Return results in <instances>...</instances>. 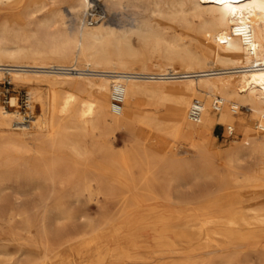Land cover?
<instances>
[{"label":"bare ground","instance_id":"bare-ground-1","mask_svg":"<svg viewBox=\"0 0 264 264\" xmlns=\"http://www.w3.org/2000/svg\"><path fill=\"white\" fill-rule=\"evenodd\" d=\"M11 1L0 0V6ZM92 1L28 0L17 18L0 20V32L14 24L24 32V39L33 37L27 30L34 28L53 31L46 35L48 43L25 47L10 40L12 45L0 46V78L34 80L47 89L45 95L37 89L29 91V99L33 96L40 106L30 123L25 124L16 111L0 108V193L13 180L17 186L23 182L34 190L44 206L61 208L82 197L84 203H95L110 194L108 171L115 175L114 183L123 186L126 181L120 174L137 158L143 165L154 162L166 173L177 175L190 162L178 157L177 146L169 138L203 155L214 123L225 124L226 130L236 124L241 140L228 143L218 153L226 155L231 167L244 157L255 156L250 168L220 175L215 193L196 201L176 198L174 206L155 205L160 197L139 184V199L151 205L143 209L145 203L130 198L118 221H105L107 264H146L144 260L163 254L177 255L167 264H214L215 259L218 264H231L234 258L242 264L238 255L245 249L255 253L254 264H264V131L253 130L244 117L235 118L229 112L238 105L248 106L250 118L256 119L254 128L256 123L264 127V0H104L111 6L146 2L147 14L121 30L103 22L85 25L82 16ZM58 3H65L69 18L75 19L70 30ZM175 26L193 35L183 36ZM202 38L221 52L206 47ZM155 57L160 61L155 62ZM116 83L122 85L118 114L110 110ZM145 95L164 108L143 107L147 105L141 101ZM192 98L202 102L197 122L187 117ZM215 98L221 106L213 112ZM15 99L10 97L11 106ZM119 127L128 131L131 144L113 151L105 138ZM86 135L103 154L98 164H90L91 151L83 144ZM65 149L75 159L63 165ZM63 182L66 190L61 187ZM168 199L164 196V201ZM14 203L20 206L22 201ZM126 208L134 209L143 221L150 217L155 221L151 224L155 235L144 248L138 238L142 228L149 226L147 222L142 226L132 223L120 233ZM163 212L166 220L160 219ZM2 216L0 226L15 216L25 223L31 218L25 210ZM91 226L93 236L99 238L103 225ZM164 229L174 238L162 234ZM42 236L39 229L40 240L32 244L39 249L36 257L24 250L23 261L11 262L0 249V264H66V248H52Z\"/></svg>","mask_w":264,"mask_h":264},{"label":"rangeland","instance_id":"rangeland-1","mask_svg":"<svg viewBox=\"0 0 264 264\" xmlns=\"http://www.w3.org/2000/svg\"><path fill=\"white\" fill-rule=\"evenodd\" d=\"M27 1L28 0H12L11 2L1 5L0 20L5 18H17L24 10ZM99 3L102 4L103 8L111 16L107 21L101 22L117 30L129 27L131 23L135 22L146 13L144 11L145 1L135 5H127L126 3H123V5L121 4L118 6H111L104 0H99ZM58 4L65 15V18L63 19L65 21L64 24L69 27L68 30H70V27L75 23V19L69 18L70 16L67 13L65 3ZM46 11L48 10L45 9V11L43 10L42 12L45 13ZM34 16L40 17L41 14L35 13ZM29 19L34 18L30 16ZM174 29L177 32L182 33L185 37L187 34L193 35V32L186 30L185 27L175 26ZM27 31L30 34H33L32 38L24 39V32L16 29L14 24H10L6 31L0 32V46H5L7 44L12 45L13 43L10 40H13L16 41L18 45L33 47L37 43H48L45 39L46 35L53 32L51 29L45 27L34 28ZM131 42L135 46L138 44L135 37L131 38ZM202 42L206 47L215 49V51L219 53L221 52L206 38H202ZM154 61H160L159 57H155ZM34 89H37L43 95L47 93V89L42 82L10 79L8 75H5L0 78V108L6 112L16 111L19 115L23 116L25 124L30 123V121L40 112L39 103L35 101L34 97L32 96L29 99V91ZM11 96L16 98L14 106H11L9 103ZM141 101L147 103V105L143 106L146 108H164L162 105L157 104L155 100L148 95L142 96ZM230 107H232V105L228 104V108ZM233 109L234 110L229 109V112L235 118H238L239 116L244 117L253 130H256V128H254L256 119L250 118L251 110L248 109V106L238 105V107ZM211 111L216 112L212 108ZM231 128H233V133L232 135H228L227 130L225 129V124L220 122L214 123L210 129L209 138L206 142L203 155L188 151L184 147L179 146L178 141L180 140L175 141L169 138V140L177 146L178 157L190 162L189 164L182 165L180 169L181 172H178L177 175H173L171 172L166 173L163 168L156 164L154 165L153 161H151L153 163H150L149 161L148 164L143 165L141 164L140 159L137 158L133 161L134 163L128 171L120 174V179L126 181V184L123 186L114 183L112 179L115 175L108 171L107 178L110 184V194L105 199L98 198L95 203H84V198L82 197L80 202L74 201L73 203H66L61 208H56L47 204H45V207L44 204L37 201V193H35L34 190L28 189L25 185L23 186V182L21 183V186H17L13 180L8 181L4 190L0 193V214H3V218H7V215L10 213L25 210L30 214L31 218L29 223H25L20 217L15 216L8 224H2V226H0V249L9 255L11 262L17 260L23 261L24 250L30 252L36 257L39 254V249L32 244L33 241L40 240V238L37 237V232L40 229L43 231L41 240L50 245V247L55 248L61 246L62 250L66 248V257L63 259V261L67 262L66 264H77L78 262L83 263L87 261L90 264H107L109 250L103 240L108 234L105 221L107 219H110L113 222L118 221L121 212L124 209V202H128L130 198H138V200H140L139 197L141 196L137 190L139 184L149 187V189H152L154 193L160 197L158 201L154 203L155 205L158 204L161 207L174 206L176 205L174 202L176 198L196 201L204 198L208 194L215 193L216 179L220 175L229 174V172H232L233 170L244 171V168L245 170L250 168L251 161L255 156L244 157L240 164L236 163L234 164L236 166L231 167L226 159V155L224 153H218V151L225 150L228 143H231L234 140H241L242 133L237 125L234 124ZM96 139L97 138H94V141ZM105 142L109 144L113 151H122L130 146L131 136L126 129L119 127L112 129L107 133ZM83 144L91 151L90 164L92 163L91 165H93L100 163L103 154L96 149V144L92 142V138L89 135L84 137ZM62 155L64 156L63 165H66L75 159L74 155H72L67 149L63 151ZM218 163L221 164L219 165ZM170 177H172V180H170ZM179 177H182V179H178ZM61 187L63 190L68 188L64 182L61 183ZM164 196H168L169 199L164 201ZM126 197L127 199L125 200ZM142 200L143 199L141 198L139 202L145 203L143 209H146L151 205L149 202H144ZM14 201H22V203H20L19 206L16 205ZM56 209L62 213L60 214ZM126 209L127 211L123 217L124 223L120 229V233L122 231L125 232L130 228L132 223L134 225L138 224L139 226H142L144 222H147L149 226L147 225L146 228H142V235L138 238V244L144 248L147 242H151L152 236L155 235L154 232H152L151 226L155 221L152 217L143 221L140 216L134 215V209ZM165 214L167 213L163 212L160 219L166 220ZM164 220L162 221V225L166 224V221ZM93 224L103 225L102 230H100L101 234L99 235L101 236H99V238L94 237V234L91 232V225ZM165 229L163 231L161 230L162 234H167L174 238L172 234L166 232ZM176 256L177 255L172 256L171 254H163V256H152L149 260L144 261L148 262L146 264H167L172 257ZM238 257L242 264H254L256 262L255 253L249 252L246 249L242 251ZM237 259H232L231 264H237ZM214 264H218L217 259H215Z\"/></svg>","mask_w":264,"mask_h":264},{"label":"built area","instance_id":"built-area-1","mask_svg":"<svg viewBox=\"0 0 264 264\" xmlns=\"http://www.w3.org/2000/svg\"><path fill=\"white\" fill-rule=\"evenodd\" d=\"M110 15L103 8L102 4L98 0L92 1L89 6L84 10L82 20L85 25L92 26L101 21H107L110 19ZM60 70H70L61 68ZM122 105V85L116 83L112 85L110 94V110L112 113L118 114ZM221 106V102L218 98H215L212 103V108L217 111ZM202 111V102L197 99H192L187 110V117L190 121L197 122L200 118ZM255 128L264 131V127L256 123ZM233 128L227 127V134L232 135Z\"/></svg>","mask_w":264,"mask_h":264}]
</instances>
